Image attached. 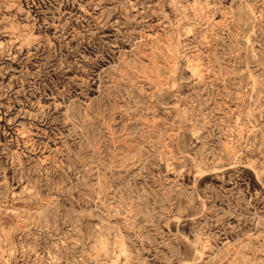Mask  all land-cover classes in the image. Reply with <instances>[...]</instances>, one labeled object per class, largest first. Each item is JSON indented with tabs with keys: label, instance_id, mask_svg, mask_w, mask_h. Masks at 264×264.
<instances>
[{
	"label": "rangeland",
	"instance_id": "1",
	"mask_svg": "<svg viewBox=\"0 0 264 264\" xmlns=\"http://www.w3.org/2000/svg\"><path fill=\"white\" fill-rule=\"evenodd\" d=\"M0 264H264V0H0Z\"/></svg>",
	"mask_w": 264,
	"mask_h": 264
}]
</instances>
